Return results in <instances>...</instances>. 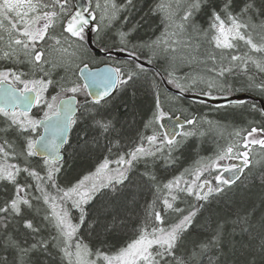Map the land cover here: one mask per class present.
<instances>
[{
  "label": "snow or ice",
  "instance_id": "1",
  "mask_svg": "<svg viewBox=\"0 0 264 264\" xmlns=\"http://www.w3.org/2000/svg\"><path fill=\"white\" fill-rule=\"evenodd\" d=\"M136 4L0 0V264H264V170L252 171L264 163L253 162L256 146L264 152V106L251 105L260 121L231 131L176 115L188 111L185 93L201 105L225 100L216 110L245 107L232 92L264 94V0H159L148 13L162 14L163 31L149 40L125 15ZM113 49L128 58L97 60ZM142 57L162 60L179 94L149 83ZM143 90L153 97L143 122L151 134L131 136L120 116L134 105L121 98ZM204 124L227 131L225 143L162 177ZM69 149L98 162L62 184ZM118 233L128 239L116 247Z\"/></svg>",
  "mask_w": 264,
  "mask_h": 264
},
{
  "label": "trees",
  "instance_id": "2",
  "mask_svg": "<svg viewBox=\"0 0 264 264\" xmlns=\"http://www.w3.org/2000/svg\"><path fill=\"white\" fill-rule=\"evenodd\" d=\"M155 2L156 0H137L136 8L132 10L130 14L125 13V15H129V21H130L129 26H131V24H136L137 22H139L140 26L138 27L136 36H138L142 40L155 39L161 32L162 22L160 16L158 14L148 13V9L152 7ZM146 13H148L146 19L141 20L142 17H145ZM141 61L146 62L144 57L141 58ZM149 65L153 67L152 69L145 68L146 74L149 77V83L151 77L154 76L156 82L159 84L161 92L164 93L165 88L162 85L161 80L158 76L160 74L163 76L165 81L167 80V76L166 73L164 72V67L162 62L156 60L153 62V64H149ZM260 78H261L260 75L257 74V82H259ZM241 80L244 81L245 77H241ZM169 86L171 87L172 85ZM237 87H239V84H237ZM247 92L253 98L260 99L261 101L264 102L263 96L258 95L255 92L249 90ZM121 100H127L129 104L134 105V107H132L128 113L120 116L121 121L125 122L126 125L129 127L130 135L135 136L137 131H145V129L143 128V122L151 116L153 97L150 94H147V90H143L135 98H132L131 94L129 93L128 96L122 97ZM121 100H117L116 103L117 104L121 103ZM181 103L183 107L188 111L184 112L183 113L184 115H179V116L182 117L188 115V113L203 115L207 119L213 122H219V124L223 126H227V125L245 126L249 124L251 121H260L261 119L259 112L254 111L251 107V105L255 104L257 108H259V105L254 102H246L245 107L242 109H233L229 107V108H221L219 110H216L215 108H212L211 106L208 105L191 103L184 100L183 98ZM120 112L121 113L124 112L122 107L120 109ZM75 135L76 133L73 132L72 133L73 144H75ZM210 144L211 143H209V141L207 140H203V139L197 140L195 138L190 139L188 142V146L184 149L183 157L180 163L176 165L173 169L169 170L168 172L161 171L160 173L161 176L164 177L165 179H168L172 177V175L177 174L178 172L189 166L192 162H194L195 156L198 153H202V155H204L205 152H207L206 149L209 147ZM65 155H66L67 163L65 164V170L62 174V179H61L62 184L67 183L68 181L75 182L76 179H78L80 176L85 174L87 171L94 169L95 164L98 162L95 156H93L91 159H84L82 157L81 158L73 157L71 149H69V151ZM97 155L100 154L98 153ZM261 170H264V164L258 169L253 170V173H258ZM9 191H11V186H9ZM3 199H4V189L0 188V200ZM143 199H147L148 201H151L152 197L150 194H145V197L142 198L141 202H143ZM130 234H131V229H129L128 232V235ZM127 239L128 236L122 233H118L111 238V243L116 247H119L124 242H126Z\"/></svg>",
  "mask_w": 264,
  "mask_h": 264
},
{
  "label": "rangeland",
  "instance_id": "3",
  "mask_svg": "<svg viewBox=\"0 0 264 264\" xmlns=\"http://www.w3.org/2000/svg\"><path fill=\"white\" fill-rule=\"evenodd\" d=\"M89 1V3H90V5L92 6V7H95V4H96V2H97V0H88ZM99 2L101 3V4H103L104 3V0H99ZM157 2H159V0H156V2L155 3H157ZM159 16H160V18H161V16H162V14H158ZM55 31L56 32H59L60 31V28H59V26H57V28L55 29ZM163 31V24H162V29H161V32ZM161 32L159 33V35L158 36H160V34H161ZM92 35H93V33H92ZM113 51V50H112ZM54 55H59V54H54ZM114 61H124L123 59H111L109 62H114ZM158 61H160V62H162V64H163V67H164V62L162 61V60H158ZM3 62H0V64H2ZM197 70H199V69H197ZM254 71H255V69H253ZM58 73H60V74H63V69H57L56 70ZM185 72H191V69L190 68H187V67H185V68H183L182 69V71H181V75L183 74V73H185ZM54 75H55V73H54ZM168 85V84H167ZM169 86V85H168ZM170 87V86H169ZM173 86H171V88H172ZM197 91H198V89H197ZM245 90H241V91H238V92H232V93H230V94H238V93H243ZM249 91H252V92H255L256 94H258V95H261V96H263L264 97V94H262L260 91H259V89H255V90H249ZM55 92H56V89H53V88H50L49 89V91H48V93H47V95L50 97L51 95H54L55 94ZM244 93H247L248 94V92L247 91H245ZM229 94V95H230ZM169 95V94H168ZM221 95H223V94H221ZM40 112L39 111H37V109L35 110V115H38ZM176 115H184V114H182L181 112H176ZM181 117V116H180ZM182 118H184V116H182ZM209 120V119H208ZM211 121V120H210ZM223 126V125H222ZM224 127H226L227 128V131H231V126L230 125H227V126H224ZM146 132H147V134H151V132H150V130H145ZM201 131H203L204 132V135L203 136H197V137H194L195 139H197V140H199V139H203V140H207V141H209V143H211L210 145H209V147L206 149V151L207 152H205V154L204 155H202V153H198L196 156H195V160H194V162H192L189 166H187L186 168H189V167H191V166H193L194 164H195V162L197 161V160H199V159H201V158H206V157H210L211 155H212V153L216 150V147H217V144L218 143H225V140H226V138H227V131H223V128L222 129H216V128H214V127H210L208 124H204L203 125V127H202V129H201ZM192 139V138H191ZM198 145H199V143H198ZM254 157H255V159H254V164L256 163V160H264V152H261L260 151V149H259V147L258 146H256L255 147V151H254ZM264 163H262V164H260V165H257L256 167H254L253 168V170H255V169H258L259 167H261L262 165H263ZM252 170V171H253ZM181 171H183V170H181ZM180 171V172H181ZM171 178V177H170ZM170 178H168V179H170ZM76 213L74 212V215H75Z\"/></svg>",
  "mask_w": 264,
  "mask_h": 264
},
{
  "label": "water",
  "instance_id": "4",
  "mask_svg": "<svg viewBox=\"0 0 264 264\" xmlns=\"http://www.w3.org/2000/svg\"><path fill=\"white\" fill-rule=\"evenodd\" d=\"M74 3H89L88 0H73ZM88 35V41L86 42V46L91 48L93 52H96V47L94 46L93 44V40H92V32L89 31L87 33ZM102 56L106 57L108 55H105L102 53ZM111 57H114L116 59H123V60H126L128 57L125 53L123 52H119L117 50H113L111 51V54H110ZM142 63H144V66L145 68H148V69H152L153 67L151 65H149L148 63L144 62V61H141ZM104 66V65H103ZM103 66H101V68H103ZM160 80H161V83L162 85L164 86L165 89H167V92H170L172 94H179L178 91L176 89H173L171 87H169L166 83V81L164 80L163 76L162 75H158ZM182 98L188 102H192L194 103V100H196L197 98L192 94V93H185L183 94ZM229 99L231 100H243L245 102L247 101H256L259 105V108L264 106V102L261 101L260 99H256V98H253L251 95L247 94V93H238V94H232V95H229ZM226 101L223 100V99H220V100H216V101H210L209 102V105L208 106H211L212 108L213 105H216V104H225ZM181 120H183L184 118L180 117Z\"/></svg>",
  "mask_w": 264,
  "mask_h": 264
},
{
  "label": "flooded vegetation",
  "instance_id": "5",
  "mask_svg": "<svg viewBox=\"0 0 264 264\" xmlns=\"http://www.w3.org/2000/svg\"><path fill=\"white\" fill-rule=\"evenodd\" d=\"M92 40H93V44H94V33H93V35H92ZM86 46V45H85ZM94 46H95V44H94ZM87 47V46H86ZM96 47V46H95ZM113 50H115V49H113ZM97 54V60L98 61H104V62H109L111 59H116V58H114V57H111V56H106V57H104V56H102V53H96ZM104 64L103 63H98L96 66H98V67H101V66H103ZM167 94H170V95H172V93H170V92H167ZM82 99V98H81ZM247 102H254V103H257L256 101H247ZM258 104V103H257ZM221 109V108H220ZM35 108L33 109V114L35 115ZM40 112V111H39ZM40 115H42V112H40L38 115H36V116H40Z\"/></svg>",
  "mask_w": 264,
  "mask_h": 264
},
{
  "label": "bare ground",
  "instance_id": "6",
  "mask_svg": "<svg viewBox=\"0 0 264 264\" xmlns=\"http://www.w3.org/2000/svg\"><path fill=\"white\" fill-rule=\"evenodd\" d=\"M192 103V102H191ZM199 104V103H198ZM177 174H179V172L177 173Z\"/></svg>",
  "mask_w": 264,
  "mask_h": 264
}]
</instances>
